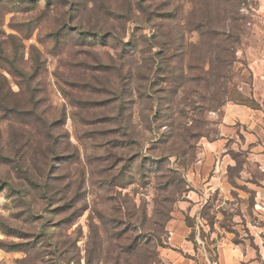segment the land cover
Instances as JSON below:
<instances>
[{
	"label": "rangeland",
	"instance_id": "374dc122",
	"mask_svg": "<svg viewBox=\"0 0 264 264\" xmlns=\"http://www.w3.org/2000/svg\"><path fill=\"white\" fill-rule=\"evenodd\" d=\"M263 52L264 0H0V264L258 255L263 173L222 114Z\"/></svg>",
	"mask_w": 264,
	"mask_h": 264
},
{
	"label": "crops",
	"instance_id": "0c3cea01",
	"mask_svg": "<svg viewBox=\"0 0 264 264\" xmlns=\"http://www.w3.org/2000/svg\"><path fill=\"white\" fill-rule=\"evenodd\" d=\"M253 82L247 93L255 100V106L230 102L225 105L222 121L229 126H240L243 148L247 150V161L257 165L263 173V181L257 189V200L264 207V52L252 66ZM220 139L213 142L212 148H221ZM188 233L187 227L181 224L177 242L184 243L183 237ZM175 264H197L193 259L180 254L171 255ZM218 264H264V247L259 254L250 249L245 255L242 250L231 246L219 249Z\"/></svg>",
	"mask_w": 264,
	"mask_h": 264
},
{
	"label": "trees",
	"instance_id": "16d2710c",
	"mask_svg": "<svg viewBox=\"0 0 264 264\" xmlns=\"http://www.w3.org/2000/svg\"><path fill=\"white\" fill-rule=\"evenodd\" d=\"M201 25H205V26H211L209 23H206L205 21H203V23L201 24H198V30H202V28H201ZM212 27V26H211ZM209 29H211V28H209ZM229 101H232L233 103H239V104H245V105H249V106H255L256 105V103H255V100L253 99V98H251V97H249L248 99H247V102H245V101H242L241 99H239V98H235V99H228ZM227 103H230V102H227ZM221 104H223V103H219V104H217V105H215V106H213V107H211V109H219V106L221 105Z\"/></svg>",
	"mask_w": 264,
	"mask_h": 264
}]
</instances>
